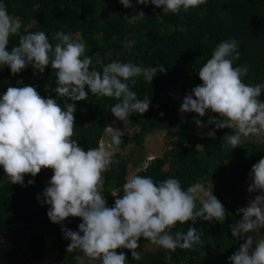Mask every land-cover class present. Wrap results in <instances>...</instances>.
Here are the masks:
<instances>
[{"label": "clouds", "instance_id": "clouds-1", "mask_svg": "<svg viewBox=\"0 0 264 264\" xmlns=\"http://www.w3.org/2000/svg\"><path fill=\"white\" fill-rule=\"evenodd\" d=\"M206 2L136 0L138 5L150 3L160 8L163 15L186 13ZM119 3L124 8L133 7L130 0ZM143 17L144 13L138 11L126 20L131 23ZM20 27L0 0V69L7 66L11 74H18L31 66L35 74L50 66L55 70L52 91L65 102L61 108L56 99L41 97L29 85L9 86L0 94V168L12 184H22L25 174L35 177L41 168L52 170L42 203L49 206L46 215L54 224H61L67 217L80 218L77 231L61 229L63 238L70 241L66 253L78 250L83 254L73 257L76 264H83L84 258L98 260L99 264H127L124 252L117 249H127L133 261H140L142 253L137 249L141 238L163 249L165 264H171L170 252L190 250L201 241L200 230L192 227L197 219L223 223L225 209L210 187L182 188L174 177L154 181L150 176L131 175L122 185V195L110 192L114 204L106 206L100 181L101 173L111 163V153L103 146L85 151L72 138L74 102L84 101L90 92L118 101L109 109L117 120L129 118L130 113L143 114L149 98L138 100L129 85L136 84L137 78L150 84L157 72H164V65L145 67L113 60L101 71H90L91 58L84 54V42L59 30L54 34V45L45 32L37 30L20 35L17 46L9 50V37ZM133 44V40L125 42L127 47ZM238 49L235 38L219 41L197 70L201 83L183 97L178 109L181 114L195 113L197 117H204L206 111L217 114L219 119L210 117L207 123L217 129L234 130L223 137L233 149L244 138L264 134V100L259 99L264 82L253 85L242 81L248 69L234 66L240 56ZM193 121L198 128L202 126L200 119L194 117ZM110 141L115 151L121 143L120 132L113 130ZM248 175L251 183L247 191L260 194L237 209L241 219L229 231L244 242L228 257V264H264V238L254 242L249 235L264 227V156L251 166ZM28 184H32L31 179ZM185 222H190L186 231L172 234L173 226Z\"/></svg>", "mask_w": 264, "mask_h": 264}, {"label": "trees", "instance_id": "trees-1", "mask_svg": "<svg viewBox=\"0 0 264 264\" xmlns=\"http://www.w3.org/2000/svg\"><path fill=\"white\" fill-rule=\"evenodd\" d=\"M3 2L8 14L21 25L17 34L9 37V50L17 46L20 35L37 30L45 32L54 45L53 37L59 30L84 42V54L91 58L90 71H101L113 60L145 67L164 65V72H157L150 84L137 78L136 84L129 85L138 100L149 98V107L143 114L130 113L126 120L137 131L132 136L120 134L121 143L115 148L123 150L133 143L137 149L134 152L140 155L146 136L158 132L168 134L171 138L169 148L134 175L150 176L154 181L174 177L182 188L198 184L209 186L225 209L223 223L197 219L192 224L200 230L201 241L190 250L170 252L171 264H228V257L244 242L233 238L229 227L241 217L237 209L245 205L244 186L251 179L248 175L251 166L264 156V141L244 138L233 149L223 140L226 134L234 131L232 129H217L212 125L213 137L191 133L162 93L180 85L185 94H191L192 88L201 83L197 70L210 57L216 44L228 38H235L239 44L240 56L234 66H247L248 69L242 81L253 85L264 82V0H207L186 13L165 15L160 8L150 3L138 5L136 0H130L133 5L130 9L124 8L119 0ZM138 11L144 13L143 18L131 23L126 20ZM128 40L134 41L131 47L125 46ZM54 75L55 70L50 66H46L43 73L35 71V74L31 66L18 74H11L5 66L0 69V94L9 86L29 85L41 97L56 99L63 108L64 98L56 97L52 91ZM259 99L264 100V90ZM116 102L90 92L84 101L74 102L72 138L79 147L85 151L102 145L113 148L106 133L107 125L117 121L109 110ZM210 114L219 119L217 114ZM111 159L115 165L101 175L100 190L109 195L115 190L116 196H120L128 167H138L141 158L131 160L114 153ZM51 175L50 168H41L35 177L25 174L22 184H12L0 168V237L8 238L18 229L22 236L35 231L28 249L32 260L51 255L59 257L62 264H76L73 257L83 254L78 250L66 253L70 241L63 238L61 229L77 231L81 220L67 217L61 224L49 221L46 215L49 206L42 203V193ZM30 179L32 184L29 185ZM114 199L109 196L106 206L111 207ZM196 204L198 207L199 199ZM189 223H177L171 229L172 234L177 230L186 231ZM13 242L18 245L17 238ZM145 244L153 243L143 238L138 240L137 251L142 253L140 261H133L127 249H117V252H124L127 264H165L164 250L158 246L153 252L146 251L141 248Z\"/></svg>", "mask_w": 264, "mask_h": 264}, {"label": "rangeland", "instance_id": "rangeland-1", "mask_svg": "<svg viewBox=\"0 0 264 264\" xmlns=\"http://www.w3.org/2000/svg\"><path fill=\"white\" fill-rule=\"evenodd\" d=\"M186 94L181 90V86L178 85L176 87H172L170 89L165 90L162 93L163 98L169 105L175 110V115L179 117L186 125L187 130L191 133H194L200 137H213V124H208L207 121L211 117V114L206 111L204 117H197L195 113H179L178 109L180 104L182 103L183 97ZM197 118L201 120V127H197L193 121V118ZM109 125V126H108ZM107 127V136L110 137L113 130H117L120 134H126L132 136L137 130L132 128L126 119L123 121L117 120L113 123L108 124ZM170 137L166 133H155L146 136L144 142V151L142 154H138L135 151L136 147L133 143L129 144L125 149H116L112 151V148L109 146L102 145L106 151H109L112 154L120 153L123 156H127L129 159L134 160L141 158V163L139 166H129L127 169V176L134 175L137 171L142 170L144 167L147 166V163L152 160L154 157H160L165 150L169 148L168 144L170 142ZM245 139H254L258 141H264V134L259 136H250ZM137 150V149H136ZM115 165L114 161L111 159V163L107 167V169H111ZM106 169V170H107ZM103 173H101L102 175ZM30 176V175H29ZM32 177V176H30ZM251 183V179L249 182L244 186V198H245V205L247 206V202L253 199L256 195L260 194L259 192H248L247 187ZM203 190H207L209 186H205L203 184H198ZM48 186V184H47ZM211 191V190H210ZM102 196L104 197L107 205V200L111 194H106L102 191ZM71 219H77L79 217H69ZM241 219H235V222H238ZM233 221V220H232ZM20 229L14 231V233L8 237L3 238L0 237V263L4 264H62L63 262L61 259H58L55 256H43L39 259L32 260L30 257V251H28L30 247V242L32 238L36 235L35 231H29L25 234V236L20 235ZM254 242L258 239L264 238V227H261L258 231L254 230L252 232ZM17 238L18 245L14 244L13 239ZM158 246L155 244H145L141 245V248L146 251H155ZM254 247V244H253ZM83 264H98L97 261L90 260L88 258H84Z\"/></svg>", "mask_w": 264, "mask_h": 264}]
</instances>
